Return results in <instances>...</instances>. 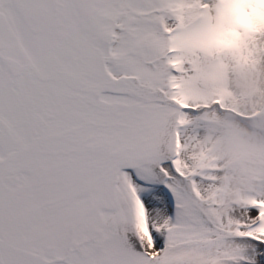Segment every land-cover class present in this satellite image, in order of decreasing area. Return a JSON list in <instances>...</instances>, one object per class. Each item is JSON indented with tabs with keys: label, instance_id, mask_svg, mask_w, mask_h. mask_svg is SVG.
<instances>
[{
	"label": "snow or ice",
	"instance_id": "6c2138e0",
	"mask_svg": "<svg viewBox=\"0 0 264 264\" xmlns=\"http://www.w3.org/2000/svg\"><path fill=\"white\" fill-rule=\"evenodd\" d=\"M261 73L264 0H0V264H264Z\"/></svg>",
	"mask_w": 264,
	"mask_h": 264
},
{
	"label": "clouds",
	"instance_id": "9594fccd",
	"mask_svg": "<svg viewBox=\"0 0 264 264\" xmlns=\"http://www.w3.org/2000/svg\"><path fill=\"white\" fill-rule=\"evenodd\" d=\"M232 90L241 99V106L255 115L247 120L231 117L214 136L223 142L226 154L237 160L233 175L238 180L245 179V170L256 173V180L264 179V73L234 79Z\"/></svg>",
	"mask_w": 264,
	"mask_h": 264
}]
</instances>
